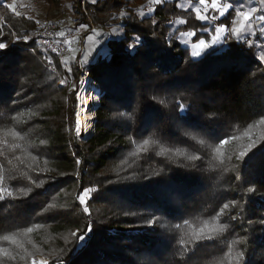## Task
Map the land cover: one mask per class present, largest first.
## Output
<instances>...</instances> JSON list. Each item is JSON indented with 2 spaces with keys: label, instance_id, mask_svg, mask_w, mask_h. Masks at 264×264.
Wrapping results in <instances>:
<instances>
[{
  "label": "trees",
  "instance_id": "obj_1",
  "mask_svg": "<svg viewBox=\"0 0 264 264\" xmlns=\"http://www.w3.org/2000/svg\"><path fill=\"white\" fill-rule=\"evenodd\" d=\"M42 1L75 14L58 33L88 34L81 55L77 47L60 59L41 44L33 18L0 0V186L15 197L0 200V249L9 253L0 264H237L238 251L243 264H264V35L245 37L253 47L229 36L193 56L190 46L211 42L215 24L230 19L204 25L176 6L184 0L153 4L151 13L145 0ZM84 74L95 83L88 141L75 131ZM146 139L155 143L137 152ZM161 147L169 151L159 155ZM84 188L96 189L90 214L76 198ZM201 229L214 238L181 247Z\"/></svg>",
  "mask_w": 264,
  "mask_h": 264
},
{
  "label": "snow or ice",
  "instance_id": "obj_2",
  "mask_svg": "<svg viewBox=\"0 0 264 264\" xmlns=\"http://www.w3.org/2000/svg\"><path fill=\"white\" fill-rule=\"evenodd\" d=\"M97 0H92V3H96ZM167 0H150V4H155V5H162L165 4ZM179 8L184 9L185 11L191 9V11L195 14V18L199 21H201L204 25H209L213 24L215 21L219 20L220 18H227L230 19L231 23L225 24L223 21H221L219 24H215L213 27V34L211 38V42L205 41L203 39H198V43L193 44V48L196 49L193 51L192 55L193 56H198L200 55L201 51L211 47L213 44H216L220 42L222 39L226 42L227 38L229 36H233L236 38L237 41L239 40H244V43L248 44L250 47L256 46L251 44V42L245 37L249 36H254L259 39V35H264V0H247L245 3V0H241L239 5L237 6L232 2V0H186L185 3L183 4H178L176 5ZM7 7L12 8V5H7ZM154 9L151 7L148 9V12L151 13ZM17 15H19L17 13ZM121 16H124L125 13L121 12ZM141 17L145 15L143 11L139 13ZM179 24H185L186 21L184 19H179L176 21ZM155 23V21H153ZM81 27H85L81 25ZM258 29V32H257ZM205 30H207L205 28ZM95 31V29H93ZM115 31V29H113ZM259 33V34H258ZM195 35L194 31H181L180 36L181 37H192ZM59 37H64L65 34L63 32L58 33ZM25 41L27 40V36L25 35L22 37ZM88 39H92V37H88ZM140 38L136 37L134 44L139 43ZM65 44H69L70 41H63ZM134 44H130L129 47H133ZM7 45L5 43L0 42V49H6ZM53 51H57V49H52ZM70 51H73L72 49H69ZM75 58V57H73ZM85 59H87V56H85ZM259 59L261 61H264V55L260 56ZM66 62V60L64 61ZM48 63L51 65L52 61L49 60ZM53 71L55 69L53 68ZM70 71V69H69ZM61 84H65L66 80H60ZM77 101H79L81 98L79 96L76 97ZM82 107V106H81ZM181 111H184L183 106L181 105ZM93 117L92 115H88L84 117V119L91 120ZM261 123H264V120H261ZM92 125L89 123L81 124V113L77 112L76 113V121H75V131L77 135L82 134L83 131H87L89 128H91ZM247 134V133H246ZM15 136L16 133H13ZM192 139H196V137H192ZM231 139H238V137H230L229 139L222 140L220 141L221 145L229 143V140ZM41 143H45L44 141H41ZM150 143H155V141H150L148 139L143 140L142 144L137 145V152L141 150H147L148 146ZM199 143L203 144L204 141L201 140ZM253 147H255V141H252L247 145V149L245 151H241L239 156L240 158H243L245 155H247V152L250 151ZM169 149L161 147L160 152L158 153L159 155H163L167 153ZM215 151L219 152L220 149L217 147ZM136 153H133L135 155ZM182 154V153H180ZM188 159L190 160H199L200 157L196 155L189 156ZM77 164H80L81 161L77 160ZM124 163H127V161H124ZM2 177H0V181H2ZM37 187H40L39 184H37ZM24 190L21 189V192ZM96 191V189L93 188H84L81 192L77 194V200L81 206H83L82 210L85 214H90L89 212V206H88V200L91 199V195ZM254 191V189H249V192ZM4 193H7L9 197H14V194L11 190L8 188L0 186V200L4 199ZM27 195V193H24ZM232 207H235V202H230ZM55 207V205H49V208ZM230 208L229 203H225L223 207L220 209V212L217 213L216 217L214 219H219V217L224 213L226 209ZM47 210V209H46ZM232 219H235L233 216ZM150 225L154 224L153 220L148 221ZM186 224L188 223L187 221L185 222ZM207 223V222H206ZM176 228H180L181 225H176ZM228 228V225L226 223H220L218 227L219 233H224L226 229ZM90 230V229H89ZM33 231L32 228L26 229V232L31 233ZM212 232L217 231V229H212ZM72 235L76 237V239H84L83 235H79L76 232H73ZM187 235V234H186ZM214 237L210 233H204L203 229L200 230L199 235H193L187 239H181L180 240V245L182 248L187 247L188 245L194 244V243H199L203 240H212ZM4 240H10L13 243H15V240L11 236H4ZM245 241L241 240H235L233 241V245L235 244H241L244 243ZM231 251V248L229 249ZM0 253H2L5 256H8L9 253L7 252L6 249H0ZM236 256L238 258L237 264H243L245 261V253L243 251H238L236 253ZM32 264H48L46 260H41L37 262L35 259H33Z\"/></svg>",
  "mask_w": 264,
  "mask_h": 264
},
{
  "label": "rangeland",
  "instance_id": "obj_3",
  "mask_svg": "<svg viewBox=\"0 0 264 264\" xmlns=\"http://www.w3.org/2000/svg\"><path fill=\"white\" fill-rule=\"evenodd\" d=\"M146 4H147V9L148 8H152L153 4H150V0H145ZM186 2V0H184V3ZM9 5H12V9L15 10L16 12L20 13V14H26L28 16H30L31 18H33L37 24L38 21H40L41 19H51L53 21H55V23H61V22H65V25H74L75 21H76V16L75 14L71 11L70 7L64 2L58 6H47L45 2H43L42 0H11V2L9 3ZM83 9H84V5H83ZM3 23V20L0 19V27ZM82 33H87L83 28L79 29ZM212 34L211 33V38H212ZM222 41V40H221ZM192 51H195L196 49L193 48V45L190 46ZM83 76V75H82ZM80 81L78 82V87L80 89ZM79 89L75 95V100H76V110H75V121H76V113L78 112V101L76 99V97L78 96L79 93ZM92 94V92H91ZM100 99V97H99ZM93 101V99H92ZM99 101V100H98ZM79 136V135H78ZM80 137V136H79ZM37 262L41 261V260H46L48 262V260L44 257H38L37 259H35Z\"/></svg>",
  "mask_w": 264,
  "mask_h": 264
},
{
  "label": "built area",
  "instance_id": "obj_4",
  "mask_svg": "<svg viewBox=\"0 0 264 264\" xmlns=\"http://www.w3.org/2000/svg\"><path fill=\"white\" fill-rule=\"evenodd\" d=\"M85 1L83 2L84 5ZM85 10V7H84ZM95 26L91 25V30H93ZM36 33L37 37L40 40L41 44L51 53L57 55L60 59L65 58L75 48H79L80 55L84 50V41L85 37L88 33H82L80 30H75L72 32L64 33V37H59L57 32V25L55 21L51 19H41L36 24ZM70 41L69 44H65L63 41ZM57 49V51H53L52 49Z\"/></svg>",
  "mask_w": 264,
  "mask_h": 264
},
{
  "label": "bare ground",
  "instance_id": "obj_5",
  "mask_svg": "<svg viewBox=\"0 0 264 264\" xmlns=\"http://www.w3.org/2000/svg\"><path fill=\"white\" fill-rule=\"evenodd\" d=\"M80 89L78 96L81 98L78 101V112L81 113V124L89 123L92 125L87 131L82 130L80 137H90L94 133V115H93V101H92V90L95 87V83L89 74H84L81 77ZM82 106V107H81ZM92 115L91 120H85L84 117Z\"/></svg>",
  "mask_w": 264,
  "mask_h": 264
},
{
  "label": "water",
  "instance_id": "obj_6",
  "mask_svg": "<svg viewBox=\"0 0 264 264\" xmlns=\"http://www.w3.org/2000/svg\"><path fill=\"white\" fill-rule=\"evenodd\" d=\"M95 130H96V123H95ZM94 133H95V131H94ZM93 134L90 137H87V138L86 137H79V136H78V138L81 139V140H84V141H88L93 136Z\"/></svg>",
  "mask_w": 264,
  "mask_h": 264
}]
</instances>
